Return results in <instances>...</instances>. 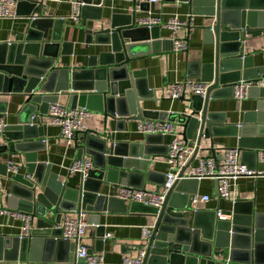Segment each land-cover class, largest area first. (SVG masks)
Segmentation results:
<instances>
[{"label": "water", "instance_id": "water-1", "mask_svg": "<svg viewBox=\"0 0 264 264\" xmlns=\"http://www.w3.org/2000/svg\"><path fill=\"white\" fill-rule=\"evenodd\" d=\"M163 1L187 6L190 16L204 19L200 26L188 25L187 31H198L202 44L213 54L212 63L200 64L198 73L189 71L187 76L208 84L205 98L183 95L179 101L186 107L170 114L141 108L145 101L156 105L157 98L146 86L144 71H133L130 66L138 57L156 52L153 48L159 45L161 28L139 26L135 13L114 15L105 27L102 19L105 2L80 0L79 21L88 36L86 43L108 46L109 51L89 57L86 67L71 71L56 65L68 17L36 16L43 3L18 0L15 15H21L20 8L27 7L23 16L29 22L23 42L0 44V114L5 113L6 106L2 96L25 97L16 124L6 125L3 130L7 144L2 147L3 153L8 151L10 156L23 154L25 173L7 174L6 164L0 162V177L9 183L6 209L29 215L31 230L22 238L20 233L0 236V261L83 264V259L75 258L76 245L59 239L57 226L63 217L78 210L92 215L87 221L96 226L97 240L95 247H85L87 254L101 252L96 247L103 244L104 233L98 225L100 213L127 210L102 185L145 189V182L164 184L165 175H159L160 181L154 180L157 174L148 171L147 164L139 168L140 163L132 160H143L144 155H165L167 146H161L163 137L147 135L138 144L116 143L109 131L111 122L115 132L124 131L128 121L142 123L167 118L175 122L184 144L193 149L182 174L199 152H208L215 158L214 139L226 136L238 138L241 162L246 155L250 156L252 162L248 167L256 170V154L264 150V66L254 67L253 55L244 53L243 41L245 31L264 28V0ZM144 4L147 3H140L139 8ZM87 19L100 23L98 30L86 28ZM65 46L62 43V48ZM143 47L147 49L141 50ZM240 81L255 84L248 96L256 102L255 113H245L241 124L230 125L225 113L210 110V103L231 99L232 86ZM64 92H69L67 110L85 108L102 117L100 131L84 130L74 137L75 159L87 158L93 165L75 190L57 182L56 176L49 174L48 165L37 163L35 155L43 149L40 146H45L43 140L38 141L43 138L44 128L37 125V118L45 116L49 104L57 103ZM256 123L262 125L249 127ZM206 142L209 145L203 148ZM27 175H32V180ZM198 183L197 180L176 182L159 212L139 203L129 206V211L152 219L150 236L138 245L145 247L142 264H264V214L254 213L252 203L239 200L226 213L227 220L217 219L216 212L188 209V195L197 194Z\"/></svg>", "mask_w": 264, "mask_h": 264}, {"label": "crops", "instance_id": "crops-1", "mask_svg": "<svg viewBox=\"0 0 264 264\" xmlns=\"http://www.w3.org/2000/svg\"><path fill=\"white\" fill-rule=\"evenodd\" d=\"M38 1V0H35ZM80 0H61L60 3H44L35 15L40 17L54 16L56 18L69 17L72 13V2ZM147 3L139 8L140 3ZM18 3V0H17ZM17 3L7 5L10 18L0 19V44L2 43H18L23 42L25 39L26 30L28 28V18L23 16L27 12V7H21V15L16 16ZM135 13L136 24L143 18H161L163 21H167L172 16H177L179 20L188 22V25L192 27L200 26L203 22V18L192 16V19H188L189 11L188 7L184 5H175L172 3L164 2L163 0H156L154 3H150L149 0H136L133 4V0L130 1H106L103 11L102 19H104L105 27H108L110 18L114 15L128 16ZM15 15V16H13ZM98 22L86 20V28H93L98 30ZM75 25L70 19L66 21L63 27L61 35V44L58 50L57 67L65 68L68 70H77L84 68L88 65L89 57L96 56L101 52L109 51L108 46L96 45L94 43L88 44V36L85 33V29L81 26ZM51 30L49 31V35ZM35 35V33H33ZM244 53L253 55L254 67L264 66V28L256 30H247L244 32ZM188 36V50L186 52L176 53L173 51L172 39L186 41ZM159 45L154 46L155 53L149 55L140 56L130 63L133 71L141 70L145 74L146 86L153 91L154 97L157 98V104L155 105L151 101H145L141 103L143 110L158 111L159 113H176L182 111L186 104L177 100L171 102L167 100L168 86L174 82H182L189 79V71L199 72V65L212 63L213 54L209 47H205L202 44L201 34L196 31H187V27L179 29L175 34L167 29H160L158 33ZM62 43H65V48H62ZM146 47L141 50H146ZM63 53L62 55H60ZM192 64L194 67L189 66ZM200 81V79H193ZM264 85V84H263ZM251 87H255V84H251ZM259 87V84H257ZM69 93V92H68ZM68 93L64 92L59 96L58 103L60 105H68ZM186 98H189L188 91L186 92ZM1 101L6 104L4 107L5 113L0 114L6 125H15L17 117L25 105V97L23 95H9L2 96ZM255 100L250 98L244 101H235L232 98L229 100H218L210 103L211 111L223 112L226 114V122L230 125L241 124L243 121V115L245 113H255ZM92 112V111H91ZM102 117L94 112L86 119V128L95 129L100 131ZM84 121V122H85ZM137 121H128L124 131L115 132L114 122L110 123V132L112 139L116 143L121 144H138L144 141V137L137 133L136 127ZM262 123L249 124V127H258ZM43 138L38 141L44 140L45 146H40L42 150L35 152L37 157V163H44L49 167V174L55 175L56 180L62 183L67 189H77L80 184V176L78 174H68L67 167L75 160V151L73 145L66 147L63 140L60 139V131L57 127H53L46 123L43 125ZM181 130L177 129V134ZM258 133V132H257ZM264 133V132H262ZM172 136H164L161 140V146H167L171 141ZM259 140V139H258ZM257 140V141H258ZM158 141V139H157ZM238 138L232 136H226L222 138L214 139V149L216 150V159L220 160L224 154V151L228 148H238ZM261 142H257L260 144ZM7 144V138L0 134V162L7 164L11 159L9 153H3L2 147ZM255 144V141L252 145ZM208 142L202 144L203 148L208 147ZM242 156V150H240V160ZM210 157V153L202 151L199 152L196 158L191 162L190 166L197 164L200 158ZM147 159V160H144ZM191 158L188 159L187 163ZM15 165L18 166L19 173H25L24 156L17 155L12 158ZM134 162L140 163L139 168H145L144 164H147L148 171H153L157 174L154 180L160 181L159 175H165L167 172V165L164 162V154H156L154 156H143L142 159H132ZM144 161V162H142ZM252 158L246 155L243 158V164L247 167L251 164ZM143 164V165H142ZM256 170L264 173V163H258ZM249 168V167H248ZM251 169V168H249ZM146 170V169H145ZM253 170V169H252ZM130 171H133L131 169ZM128 171V172H130ZM134 184L135 181L132 180ZM9 183L5 179L0 177V208H6V198ZM161 185L145 182V189L148 191H157ZM102 188L110 196H114L117 186H108ZM216 184L210 180H201L197 186V194L195 195L194 202H187V208L193 211H208L216 212L221 211L226 215L227 212L232 210L233 204L239 201H247L252 203L253 212L256 214H264V175L256 179L241 178L230 186V198L229 200H219L216 198ZM208 196L210 200L203 202L202 198ZM234 201V202H233ZM125 204V203H124ZM126 205V204H125ZM118 207V205H116ZM120 206V205H119ZM126 211H112L103 212L99 215L98 225L102 227L104 234H110L111 238L105 240L101 246L96 245L97 249L101 252L93 251V253H100L103 257V264H122L124 258H135L140 250L142 234L141 229L147 227L152 220L141 213L129 211V206ZM86 215V221L88 219ZM228 218V217H227ZM226 218V219H227ZM22 223L16 220H8L5 217L0 216V236H17L20 233ZM97 229L94 224H89L87 221V227L85 234L80 243L84 246H94L96 242ZM74 244V243H73ZM0 264H16L0 261ZM84 264V263H83Z\"/></svg>", "mask_w": 264, "mask_h": 264}, {"label": "built area", "instance_id": "built-area-1", "mask_svg": "<svg viewBox=\"0 0 264 264\" xmlns=\"http://www.w3.org/2000/svg\"><path fill=\"white\" fill-rule=\"evenodd\" d=\"M41 3H60L61 0H38ZM106 1H130V0H102ZM17 3V0H0V19L10 18L11 14L6 8L7 5ZM150 3L156 2V0H149ZM82 6L80 2H72V13L68 19L72 20L75 25H79V8ZM15 16V15H13ZM188 19L191 20L192 16L188 15ZM139 26L151 29L152 27H159L161 29H167L174 34L179 30L186 28L188 22L181 21L178 17L172 16L167 21H163L161 18H143L139 21ZM173 51L176 53L186 52L188 50V43L184 40L172 39ZM251 84L248 82L240 81L232 86L231 98L235 101H244L248 99L249 89ZM208 84L196 81L192 79H186L182 82H174L168 86L167 100L174 102L179 100L183 95H186L188 91L189 96H199L205 98ZM92 112L85 108H75L67 110L66 106L60 105L58 102L49 104L48 110L45 116L37 118V125L43 126L46 123L53 127H57L60 131V139L64 141L66 147L73 145L74 137L77 133L84 131L83 123L91 116ZM32 125V124H31ZM6 124L3 118L0 116V134H3V130ZM137 133L143 137L147 135H161L162 137L171 135L172 139L167 145V152L164 155V162L167 165V172L165 173V182L161 185L157 191H148L146 189H136L130 186L118 185L116 188L115 199L122 201L126 205L132 203H139L146 207L157 209L159 212L165 201V197L172 186L182 180H210L216 184V198L219 200H229L230 198V186L238 179L248 178L256 179L263 176L264 173L258 170L249 169L240 160L239 148H228L224 151L220 160L213 157L200 158L197 164L187 168L185 172L182 171L187 164L189 158L193 154V149L186 147L182 138L177 134V128L175 122H170L167 118L164 121L160 120H146L144 122H138L136 127ZM44 141V140H43ZM14 158L8 160L6 164L7 174L18 173V166L15 165ZM257 163H264V150H260L256 154ZM92 162L87 159L74 160L68 167V174H78L80 181L83 182L86 179L87 173L92 169ZM26 178L32 180V175H27ZM1 194V190H0ZM195 195H188V201L194 202ZM210 198L204 196L203 202H208ZM234 202V201H233ZM86 213L83 210H78L73 214L63 217L57 226L60 230L59 239L67 240L76 245L75 258L83 259L84 264H103V257L100 253L87 254V248L80 243L85 234L87 227ZM0 216L7 218L8 220H16L22 223L19 237H27L31 230V218L29 215L9 210L6 208H0ZM216 217L219 220H227V216L221 211H216ZM227 218V219H226ZM152 230V224L141 229L142 239H146L150 236ZM111 238L110 234H104L102 241ZM145 256V247H140V250L135 258H124L122 264H142Z\"/></svg>", "mask_w": 264, "mask_h": 264}, {"label": "rangeland", "instance_id": "rangeland-1", "mask_svg": "<svg viewBox=\"0 0 264 264\" xmlns=\"http://www.w3.org/2000/svg\"><path fill=\"white\" fill-rule=\"evenodd\" d=\"M86 123H87V121H85V122L83 123L84 128H85V126H86ZM99 125H100V121H99ZM86 130H95V129H89V128H86Z\"/></svg>", "mask_w": 264, "mask_h": 264}]
</instances>
